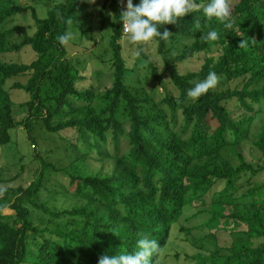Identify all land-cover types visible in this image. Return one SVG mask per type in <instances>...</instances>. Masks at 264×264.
I'll return each mask as SVG.
<instances>
[{"label":"trees","instance_id":"1","mask_svg":"<svg viewBox=\"0 0 264 264\" xmlns=\"http://www.w3.org/2000/svg\"><path fill=\"white\" fill-rule=\"evenodd\" d=\"M15 1L0 0V149L11 143V131L17 128L27 132L31 144L37 142L34 130L69 131L65 135L71 133V145L66 149L77 151L80 136L92 140L86 150L95 149L98 156L114 161L115 168L105 174L101 170L88 173L73 156L66 160L67 166H57L39 155L40 167L27 187L12 184L25 166L8 180L0 172V185L7 189L0 195V264H98L102 254L135 252L137 241L145 236L158 241L161 250L152 260L161 264L177 226L183 235L196 230L212 235L226 232L236 240L228 250L218 247L193 254L188 257L190 264H264V126L260 133L254 131L258 116L264 113V0H228L232 29L215 17L209 19L202 10L177 17L175 25H158L161 32L172 34L167 42L152 38L162 66L145 51L137 59L146 60L158 84L151 90L126 83L131 70L120 40L129 33L123 30L118 0H105L101 9L103 23L108 4L115 13L112 83L105 90L79 89L82 71L56 39L69 27V18L91 39L90 0H63L46 19ZM139 3L133 0L134 5ZM29 9L36 27L33 35L20 25L6 29L12 16ZM194 18L201 21L199 30L194 28ZM209 30L217 31L219 39L201 40ZM21 31L24 38L14 41ZM243 40L246 44L239 48ZM136 45L143 47V42ZM26 46L37 54L33 62L11 57L21 58ZM201 61L195 71L183 72L181 66ZM210 70L230 86L210 89L195 100L188 98L187 90ZM26 75L24 84L14 79ZM9 82L13 83L9 88L24 90L30 97L21 107L26 116L20 120L16 113L22 114V109L14 111L11 93L5 88ZM247 142L258 151L257 160H248L241 150ZM48 172L65 173L71 190L85 204L54 210L38 203L45 182L50 181ZM243 176H248L249 187L238 195ZM32 209L46 222L35 223ZM193 221L199 223L189 227Z\"/></svg>","mask_w":264,"mask_h":264},{"label":"rangeland","instance_id":"2","mask_svg":"<svg viewBox=\"0 0 264 264\" xmlns=\"http://www.w3.org/2000/svg\"><path fill=\"white\" fill-rule=\"evenodd\" d=\"M63 0H20V3L27 5L35 9L36 14L39 19H46L48 17L50 9H52L56 4L61 3ZM236 0H234L235 2ZM17 0L15 1V3ZM127 0H124V7H126ZM105 3V0H90L89 14H92L90 20L91 34L89 38L83 35L80 27L71 25V29L77 32L76 38L66 46L68 53L70 54L71 61L79 70L80 74L82 71L83 80L79 84V89L85 90L91 86L100 87V90H105L111 87L112 83V72L110 59L113 56V49L111 46L112 40V29L111 22L114 19V10L108 6L105 9L106 20L101 21V9ZM118 7L122 8L120 0H118ZM35 22L32 17V9H29L23 13H17L12 16L5 24L6 29H9L15 25H20L27 29L29 35H33L36 31ZM129 34H124L120 40L122 46V56L126 61V66L131 73L126 78V83L128 85L136 87H144L146 90H151L153 85H158L151 75L146 60L142 63L138 62L141 56L137 57L135 55V50L138 48L129 39ZM24 38L23 32L21 31L13 38L14 41H21ZM192 41H188L191 43ZM143 51L150 57L151 61L159 66H162L161 61L157 58L156 51L157 45L153 40L143 42ZM22 57L20 58L18 54H11L12 58L15 60L22 59V62L30 64L37 58V54L34 52L31 46H26L22 52ZM156 55V58H155ZM78 61L82 62L79 65ZM16 62V61H14ZM203 61L193 62L188 65H183L182 70L186 72L188 70L195 71L198 69ZM102 74V77H100ZM168 78V76H166ZM28 75L19 76L17 79L20 83H26L28 80ZM167 81V86L173 91V86ZM13 83H6L5 88L10 91L12 104L15 112L21 111L22 114L18 115L16 113L17 120L22 119L26 116L25 104L29 101V94L24 90L11 89L10 85ZM236 85L232 84L231 87ZM230 84L225 79H219L216 89H227ZM159 92L161 93L163 89L158 86ZM141 92V91H140ZM159 98V97H158ZM23 107V108H21ZM264 126V113L258 116L255 123V132L260 133ZM69 131H62L60 133H48L47 131L33 132V136L37 142L34 144L30 143V138L27 132L23 128H17L11 131L12 141L10 144L3 146L0 149V161L3 162V169L0 171L2 173V178L5 180L12 179L17 176V173L22 171L25 166L24 173L19 176L18 180L12 183L15 186L21 185L27 187L35 178L36 171L40 167L36 159V156L41 155L45 161L54 163L57 166H62L65 164L67 166L69 163L70 156L82 161L81 164L84 165L88 173H93L97 171H103V174L110 173L115 168V162L98 156L96 150H86L88 145L92 144V140H86L80 138L77 140L76 149L74 151L71 149H66L67 145H71V133L65 135ZM59 134V135H58ZM61 135V136H60ZM73 137V134H72ZM252 142V141H250ZM250 142L244 143L242 146V151L248 160H257L259 158L258 151L253 148ZM65 147V148H64ZM88 148V147H87ZM81 155L83 157H81ZM20 159H23L21 162ZM1 163V162H0ZM57 163V164H56ZM19 174V173H18ZM50 181L45 182L46 190H43L37 198L38 203L46 204L52 207L54 210L71 209L75 205H83L86 200L74 194L70 188V178L66 176L65 173H54L48 172ZM248 176H243L240 178L239 183H244L242 190L238 193L241 194L247 191L249 184L247 182ZM53 190L51 193L48 189ZM94 205H98L94 203ZM29 206V205H28ZM30 207V206H29ZM31 208V207H30ZM34 216L35 223H41L45 221L44 216L34 209L31 210ZM194 212V210L186 213L189 217ZM185 218H182L181 223H183ZM198 221H193L192 225L198 224ZM206 236V239L202 240V236ZM172 246L168 250H164L161 255V264H190L193 263L190 258L193 254L200 251H214L215 248H220L223 250H228L232 243L236 241L234 236H229L226 232L216 233L215 235L209 234L207 232L194 231L189 235L180 234V227H175L173 229V234L171 237ZM178 258H175L177 257Z\"/></svg>","mask_w":264,"mask_h":264},{"label":"clouds","instance_id":"3","mask_svg":"<svg viewBox=\"0 0 264 264\" xmlns=\"http://www.w3.org/2000/svg\"><path fill=\"white\" fill-rule=\"evenodd\" d=\"M122 11L120 14L123 22V30L130 34L129 39L134 44L147 42L153 37H159L160 40L168 41L172 34L164 30L161 32L158 25L177 23V17H184L193 10H202L209 19L215 17L224 24L226 29L233 28V18L230 15V5L228 0H207V3H197L196 0H140L139 4L134 5L133 0H127L124 7V0H120ZM62 18V17H61ZM69 26L63 34L56 37L61 46L69 45L77 35V32L71 29L73 21L71 18L66 20ZM193 25L196 30L201 28L199 18H194ZM219 34L215 30H209L203 33L201 40L216 41ZM253 44L254 38L249 39ZM246 41L243 40L239 48L244 47ZM143 47L135 50L137 57L141 56ZM219 77L215 71H209L207 77L202 81L195 82L194 86L187 90V96L190 99H197L213 89L218 84ZM7 189L0 185V195H3ZM161 247L155 239L143 237L137 241L135 252H121L116 255L102 254L98 257V264H153L152 258L158 255Z\"/></svg>","mask_w":264,"mask_h":264},{"label":"built area","instance_id":"4","mask_svg":"<svg viewBox=\"0 0 264 264\" xmlns=\"http://www.w3.org/2000/svg\"><path fill=\"white\" fill-rule=\"evenodd\" d=\"M125 32V31H124ZM125 33H127V32H125Z\"/></svg>","mask_w":264,"mask_h":264}]
</instances>
